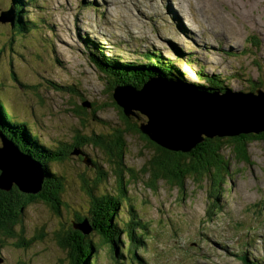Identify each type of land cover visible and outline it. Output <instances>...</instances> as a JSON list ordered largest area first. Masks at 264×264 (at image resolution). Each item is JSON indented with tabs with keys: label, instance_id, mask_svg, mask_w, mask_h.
Masks as SVG:
<instances>
[{
	"label": "rangeland",
	"instance_id": "1",
	"mask_svg": "<svg viewBox=\"0 0 264 264\" xmlns=\"http://www.w3.org/2000/svg\"><path fill=\"white\" fill-rule=\"evenodd\" d=\"M12 1L0 0V12L12 8ZM16 5L23 10L25 29L15 22L13 26L0 22V98L6 112L25 122L48 148L64 147L67 152L74 135L90 137V144L76 145L90 162L70 154L49 163L64 181L61 215L44 201L29 203L14 232L19 234L21 225L25 238L41 235L24 247L17 244V236L0 235V264H69L68 250L56 244L54 232L61 233L78 217L87 216L92 194L113 200L111 212L124 243L114 253L91 234L96 251L88 262L242 264L247 258L250 264H264V140L249 143V161L240 162L228 150L223 152L231 169L216 208H210L209 183L187 179L181 191L163 179L152 182L146 171L149 160L158 148L167 147L149 141L166 138L140 129L141 123L147 125L145 114L128 120L119 116L122 108L111 104L109 97L116 88L127 92V83L109 91L86 46L93 42L107 55L139 63L159 53L173 60L185 81L197 85L207 79L199 78L203 64L207 75L227 77L230 91L250 92L247 89L253 86L264 91V0H18ZM12 15L13 10L9 18ZM154 79L144 90L159 91ZM179 86L178 94L184 93ZM186 90L189 110L200 114L192 120L209 125L206 116H214L215 111L205 107L212 104L202 102L204 92ZM242 97L229 93L222 108L236 106ZM87 102L90 107L80 108ZM245 104L240 101V106ZM181 106L155 111L178 108L181 113ZM126 121L137 124V131L135 127L124 131ZM114 136L120 137L119 149L125 153L121 166L100 146L101 140L109 142ZM118 167L123 169V185L115 174ZM108 236L115 235L108 232Z\"/></svg>",
	"mask_w": 264,
	"mask_h": 264
},
{
	"label": "trees",
	"instance_id": "2",
	"mask_svg": "<svg viewBox=\"0 0 264 264\" xmlns=\"http://www.w3.org/2000/svg\"><path fill=\"white\" fill-rule=\"evenodd\" d=\"M17 1H12L15 26L25 29V21L22 19L24 16L21 15L23 10L22 8L18 9L16 5ZM86 46L87 50H89L88 58L99 72L102 71V75L99 73V77L102 79L103 76L107 86H110L109 91L113 90L116 84L124 85L126 83L131 84L127 86L128 88L142 90L146 84L148 85L151 82L152 78L163 77L165 81L179 84L186 89H195L204 93L218 92L222 94L226 91L230 92L229 87L225 84V81L228 80L227 77L220 73L207 75V73L203 72V64L198 72L200 74L199 78L205 76L207 79H203L204 84L197 85L185 81L182 78L181 72L177 73L178 69L174 66L173 60L165 58L159 53H151L145 63H139L137 61H121L117 57L107 55L93 42L92 44H86ZM178 51L181 52L180 50ZM189 58L188 56L187 60ZM130 66L132 68H129ZM136 66L138 67L135 68ZM119 73L122 75V78L117 79L116 76ZM124 77L130 82L123 79ZM253 84H256V82H253ZM65 88L72 89L71 87ZM256 89L253 86L247 90L253 92ZM238 91L243 92V90ZM109 98L111 100L112 96ZM109 102L115 104L113 99ZM3 103L0 98V133L5 138L7 137L14 142L23 153L29 154L32 158L40 161L46 170L45 179L37 194L25 193L16 184H12L11 187L6 185L3 188L0 185V235L10 239L17 236L15 238L18 241L17 244L24 247L32 239L38 240L41 235H34L33 233L34 236L31 239H27L24 237L25 231L21 225L18 230L19 234H15L14 232V226L16 223L21 222V216L24 214V210L29 203L44 201L54 214L61 215L60 207L63 202L61 201L60 193L63 189L64 181L53 170L51 171L49 167L51 161L49 159H55L56 162H60L63 160L62 155L70 154L72 149L76 148V145L83 146L85 143L90 144L91 138L74 135L73 143L67 152L63 150L64 147H59L58 149L48 148L40 142L39 136L32 132L25 122L11 118L6 112ZM116 107L118 108V106ZM80 108H84V106L81 105ZM118 112L122 119H130L122 113L120 108H118ZM227 114L224 110V118H226ZM92 115L94 116V112ZM214 121L213 123H220L219 120ZM255 140H264V130L258 133L247 132L225 136L219 134L207 135L204 133L201 139L195 141L194 145L187 150L158 148L160 151L149 160V166L146 171H150L152 182L163 179L171 182L181 191L184 189L187 179H192L196 183L203 181L209 183L208 197L210 198V202H212L210 208H216V205H219L218 197H221L223 193L222 184L225 183V179L230 175L231 169L228 157L224 156L223 152L228 150L229 154L234 156L233 158L239 159L240 162L249 161L248 145ZM120 141L119 139L109 142L105 140L100 141L102 148H106L109 154H114L118 166L124 165L122 160L125 154L122 149H119ZM149 144L158 145L156 141H149ZM122 171V167H118L115 170L119 185H123ZM1 172L0 169V174ZM128 172L132 176L135 174L132 168L128 169ZM112 203L113 200L107 196L92 194L90 200L91 206L89 208L91 212L85 217H78L76 223L69 224L67 229L62 230L61 233L59 231L54 232L56 244L68 250L69 264H93L92 262H88L91 254L96 251V244L90 237L91 234L96 235L101 243H106L114 253H117L119 244L123 245L124 240L120 238L121 230L111 212ZM84 222H87L89 230L85 234L79 228H75V225L83 227L85 225ZM108 232L114 234V238H110ZM128 242L130 243L132 240H128ZM2 243L3 240L0 236V245ZM246 264H250L248 259L246 260Z\"/></svg>",
	"mask_w": 264,
	"mask_h": 264
},
{
	"label": "water",
	"instance_id": "3",
	"mask_svg": "<svg viewBox=\"0 0 264 264\" xmlns=\"http://www.w3.org/2000/svg\"><path fill=\"white\" fill-rule=\"evenodd\" d=\"M12 10L13 9L10 8L7 11L0 12V22L3 23L9 22L13 26L14 25L13 15L11 18H9V11ZM127 86L129 85L127 84ZM144 88L142 90H144ZM179 88H181L179 85H177V87H171V89L174 90L175 94L163 96L160 95L158 92H152V91H148L150 92V94L146 95L142 93L143 92L142 90L139 91L138 89H131L128 87H126L127 92H124L120 87L117 88V90L120 89L121 91L114 90V92L112 93V99L118 106L122 108L123 113L126 116L135 115L137 113L145 114L147 116V123H146L147 125H142L141 123L140 129L145 133H148V131H150L153 134L154 132H156V129L154 127L155 124L154 112L149 109L151 106L156 105L160 108V110H163L165 107H167V105H176L178 106V108L181 105H182L181 107H184L185 105L189 107L188 101H181V97L183 96L184 93L178 94L180 93L178 92ZM117 92H119L120 94H117ZM229 93L239 94L243 96L241 100L246 102L245 104L246 106L245 105L240 106L241 100L238 101L239 103H237L236 106H233L230 109H225L222 108L223 106H221L220 108H217L215 110L214 116H210L206 118V122L209 125L203 124L202 126L195 123L191 118L194 114H197L199 116L200 114L194 113L190 110H186L187 117L184 119H179L180 122L182 123H177L172 128L162 126L161 129L163 131L159 134H162V137H165L166 139L163 140L160 137H156L157 139L155 141L158 144H161L173 150L174 149L187 150L192 145H194L195 141L200 140L202 134L204 133L207 135L219 134L225 136V135H235V134L247 133V132L258 133L260 131H263L264 130V91L257 89L253 92H250L248 95L245 92L235 93L233 91L230 92L226 91L225 93L222 94L218 92L217 93L210 92V93H205V95H207L208 97L207 96H203V97L206 98L207 100H209L208 99L209 96H212L213 98H218L217 101L219 104H221L223 103V100L227 98ZM225 94L226 96H224ZM149 97H151V101L153 102V105H150L149 103L146 102L147 98ZM122 99H124L126 103H124ZM134 99H138V100L136 101ZM164 99H168L173 102L170 104H164L163 103ZM128 103L131 105H128ZM230 104H235V102H230ZM83 106L89 107L90 106L89 102L83 104ZM201 106L204 107V105ZM207 106L208 107L205 108H212L214 110V107H211L210 105ZM178 108L168 109L167 110L168 113L166 114V116L171 114V116L174 117H183L184 115L182 113L180 114L176 113V110ZM224 110L228 113L226 118H224L223 115ZM213 120H215L214 122L218 120L219 121L222 120V121H220V123H213ZM190 124H192V126L189 127L190 128L189 138L187 140L184 137V131L186 126H189ZM145 127H147L149 130H147ZM0 142H1L0 169L2 171L0 174V185L2 186V188L6 187V185L8 187L9 186L11 187L12 184H16L20 188V190L25 193L37 194L40 191L41 184L45 179V173H46V170L43 168L40 161L32 158L29 154L23 153L14 144V142H12L7 137L5 138V136L2 133H0ZM72 152L75 154L81 153L79 150H76V148H74ZM81 155L83 156V162L85 164H89L90 160L88 159L87 155L84 153L83 154L81 153ZM75 228L77 229L79 228L84 234L89 231L87 228V223H85L83 227L75 225ZM1 261L2 260L0 259V262Z\"/></svg>",
	"mask_w": 264,
	"mask_h": 264
},
{
	"label": "bare ground",
	"instance_id": "4",
	"mask_svg": "<svg viewBox=\"0 0 264 264\" xmlns=\"http://www.w3.org/2000/svg\"><path fill=\"white\" fill-rule=\"evenodd\" d=\"M151 84V83H150ZM149 84V85H150ZM152 84H156L157 86H159V87H155V89H159V91H156V92H158L160 95H163V96H168V95H173V94H175V92H174V90H172L171 89V87H177V85L178 84H175V83H171V82H168V81H165L164 80V78L162 77V78H156L155 80H154V83H152ZM164 84H165V87H164ZM131 85V84H130ZM154 86V85H153ZM164 87V88H163ZM117 89V88H116ZM115 89V90H116ZM184 89H185V87H184ZM186 90V89H185ZM140 91V90H139ZM143 92V94H146V95H149L150 94V92H148L147 90H142ZM251 92V91H250ZM250 92H245L247 95L250 93ZM117 94H120L119 92H117ZM145 95V96H146ZM188 95H189V92H187V91H185L184 92V94H183V96L181 97V99L183 100V101H186L187 100V98H188ZM204 96H207V95H205V93H204ZM256 96V95H255ZM208 97V96H207ZM154 99V98H153ZM209 100H205L204 99V97H202V102L203 101H206V102H209V103H211L212 104V106L211 107H214V111L217 109V108H220L221 106H224L225 104H227V102H223V103H221V104H219L218 103V98H213L212 96H209V98H208ZM134 100H138V99H134ZM122 101H124V99H122ZM140 101V100H139ZM166 101H170V100H168V99H164L163 100V103H165ZM190 101H192V103L194 104L195 102H193L194 101V98H192ZM146 102L147 103H149L150 105H153V102L151 101V97H149V98H147V100H146ZM124 103H126V101H124ZM191 103V102H190ZM189 103V104H190ZM116 104V103H115ZM196 104V103H195ZM218 104V105H217ZM128 105H131V104H129L128 103ZM147 106V105H146ZM158 106H156V105H153V106H151L149 109L151 110V111H153L154 112V120H155V124H154V127H155V129H156V132L157 133H161L163 130L161 129L162 128V126H165V127H169V128H172V127H174L177 123H182V122H180V120L179 119H184V118H186L187 117V111L186 110H189V107L187 106V105H185L184 107H183V110H182V114L184 115L183 117H174V116H171V114H169V115H167L166 116V114L167 113H159L158 111H155L156 110V108H157ZM213 111V112H214ZM175 113V112H174ZM177 113V112H176ZM177 114H180V113H177ZM126 116V115H125ZM181 116V115H180ZM209 116H212V113L211 114H209V115H207L206 117H209ZM126 117H128V116H126ZM192 126V124H190L189 126H186V128H185V131H184V137H185V139H187L188 140V138H189V127H191ZM176 132V131H175ZM80 151L82 152V149H80Z\"/></svg>",
	"mask_w": 264,
	"mask_h": 264
},
{
	"label": "flooded vegetation",
	"instance_id": "5",
	"mask_svg": "<svg viewBox=\"0 0 264 264\" xmlns=\"http://www.w3.org/2000/svg\"><path fill=\"white\" fill-rule=\"evenodd\" d=\"M125 128H124V131H126V132H130L131 131V129L133 128V127H135V129H136V131H137V129H138V125L137 124H135V123H131V122H129V121H126L125 122ZM115 139H119L120 140V137H118V136H114V138H113V140H115ZM70 154H72V155H75V156H77V157H79L81 160H82V162H83V157H82V155L81 154H75V153H73L72 151L70 152ZM70 154H64V155H62L63 156V159L65 158V157H68V156H70ZM109 156H111V157H114V154H108ZM123 158H124V156H123ZM51 162L50 163H54V162H56L55 161V159H49ZM124 160V159H123ZM122 160V161H123ZM117 161V160H116ZM52 171V170H51ZM2 260V259H1Z\"/></svg>",
	"mask_w": 264,
	"mask_h": 264
}]
</instances>
